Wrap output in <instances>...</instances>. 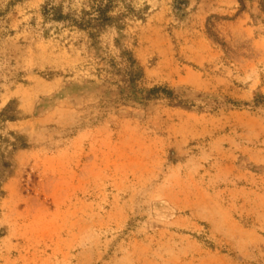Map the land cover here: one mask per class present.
I'll return each instance as SVG.
<instances>
[{"label":"rangeland","instance_id":"rangeland-1","mask_svg":"<svg viewBox=\"0 0 264 264\" xmlns=\"http://www.w3.org/2000/svg\"><path fill=\"white\" fill-rule=\"evenodd\" d=\"M113 1L0 0V264H264V0Z\"/></svg>","mask_w":264,"mask_h":264},{"label":"trees","instance_id":"trees-1","mask_svg":"<svg viewBox=\"0 0 264 264\" xmlns=\"http://www.w3.org/2000/svg\"><path fill=\"white\" fill-rule=\"evenodd\" d=\"M94 5L91 6L92 14L83 13L82 16L77 18L71 17L69 14L63 15L57 8L50 6L43 8V14L45 16H49L50 20L53 21H63L66 20L70 25L79 28L81 30H88V37L93 42L96 41L95 37L97 35V31L103 25H108L114 23L116 18L110 15V10L113 7V0H92ZM121 57L124 61L125 68L124 73L126 76V83L129 89L137 88V84L139 81L140 71L136 66L135 60L132 58L131 54L127 51L122 50ZM164 97L168 101L173 100V92L164 86H153L151 88H147L144 90V99H150L155 97ZM125 100L127 97H122ZM255 103H263L264 104V96L259 95L254 99ZM236 104V103H234ZM15 118L14 111L11 108H6L2 112H0V119L2 121H13ZM2 143H6L10 146L13 144L9 143L5 139L0 137V198L3 196V192L1 190V181L3 170L8 167V163L6 161V153L4 152L5 146H2ZM1 235V234H0Z\"/></svg>","mask_w":264,"mask_h":264}]
</instances>
